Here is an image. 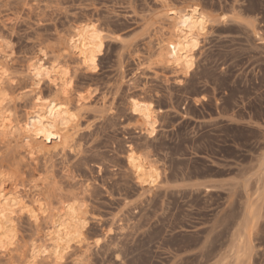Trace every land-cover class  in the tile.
<instances>
[{"label":"rangeland","instance_id":"rangeland-1","mask_svg":"<svg viewBox=\"0 0 264 264\" xmlns=\"http://www.w3.org/2000/svg\"><path fill=\"white\" fill-rule=\"evenodd\" d=\"M186 7L211 18L189 72L161 55ZM83 22L106 36L97 69L64 50ZM0 35L20 116L32 106L28 88L57 94L48 80L33 85L30 58L47 52L74 77L78 127L64 148L34 163L20 139L0 140L2 178L28 197L41 193L54 210L75 202L88 219L82 245L59 264H264V0H0ZM132 98L152 103L155 135L132 113ZM130 151L158 168L154 186L138 183ZM248 202L255 220L247 231ZM21 213L0 264H28L37 226ZM243 232L247 253L238 248Z\"/></svg>","mask_w":264,"mask_h":264},{"label":"bare ground","instance_id":"bare-ground-1","mask_svg":"<svg viewBox=\"0 0 264 264\" xmlns=\"http://www.w3.org/2000/svg\"><path fill=\"white\" fill-rule=\"evenodd\" d=\"M210 21L211 18L207 13L195 7H186L174 14L167 48L161 54L167 65L180 70L185 69L186 72L194 68L195 51L199 49L200 39L207 33ZM94 23L83 22L77 25L66 38L64 50L66 54L76 53L81 65L97 69V61L103 53L106 36ZM8 48V42L0 35L2 58L11 55ZM43 53L45 58L37 56L30 58L27 65L28 73L35 81L33 85L48 80L55 87L57 94L46 96L40 89L25 90L34 92L32 106L25 116L17 114L16 106L11 99V86L17 83V79L8 63L0 60V140L11 143L15 139H20L26 147V157L34 163L39 159V153L47 155L59 146L64 148L71 140L78 121V114L71 104L74 77L69 67L62 66L57 59L49 60L48 53ZM77 98L79 105H83L86 101V97L81 93H77ZM131 109L134 115L146 118L148 135H155L157 120L156 113L152 110V103L144 104L132 98ZM132 150L134 151L133 148ZM133 151L127 154L129 168L133 170L139 184L144 187L154 186L161 173L151 162H146L147 158L135 155ZM259 168L264 176V157L260 161ZM7 179L0 176V250L7 252L6 245L15 241L18 229L16 219L21 212H26L37 226V236L30 244L28 264H43V262L59 264L73 244L82 245L88 219L75 202L63 201L62 208L54 210L50 208L46 197L41 193L34 198L28 197L21 192L19 184L8 183ZM244 186L247 190V183ZM206 189L211 191L213 186H206ZM254 220L255 209L253 204L248 202L242 228L248 231L250 223ZM247 238L244 232L240 234L238 240L240 252L249 251Z\"/></svg>","mask_w":264,"mask_h":264}]
</instances>
